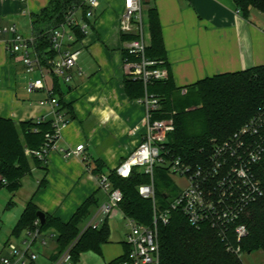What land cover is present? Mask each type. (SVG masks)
<instances>
[{
  "label": "crops",
  "instance_id": "1",
  "mask_svg": "<svg viewBox=\"0 0 264 264\" xmlns=\"http://www.w3.org/2000/svg\"><path fill=\"white\" fill-rule=\"evenodd\" d=\"M50 1L0 0V115L17 122L53 120L55 116L51 105L40 103L49 97V89H54L53 71L42 66L27 72L21 53L10 51L15 36L12 27L15 25L18 33L32 38V16ZM145 3V40L150 45L148 9L155 7L167 50V68L177 86L186 87L218 73L264 65L263 11L252 8L246 18L234 0H145ZM122 9L123 0H99L90 32L81 41L67 45L68 49L80 52L70 71L71 80L65 81L60 76V93L56 95L69 123L57 140L58 149L49 154L42 167H34L22 188L11 195L14 200L27 192L22 199V212L33 198L40 210L68 221L80 205L94 196L96 203L90 208L88 222L90 215L108 199L97 176L116 170L142 140L146 109L139 101L141 97H131L125 88L129 76L126 46L131 34L120 29ZM43 75L48 89L29 92L28 81ZM82 143L86 161L80 156L67 157L63 152ZM30 177H36L37 186L32 185ZM26 186L30 189L25 190ZM125 216L118 208L107 220L112 243L126 242L129 226L124 237L119 233L121 224L127 221ZM11 234L0 232L3 256L9 255L4 246L14 241ZM46 247L39 240L34 245L40 254V264H51L54 260L56 246L52 251ZM124 250L108 252L103 264L119 257ZM79 263L80 260L76 264Z\"/></svg>",
  "mask_w": 264,
  "mask_h": 264
},
{
  "label": "trees",
  "instance_id": "2",
  "mask_svg": "<svg viewBox=\"0 0 264 264\" xmlns=\"http://www.w3.org/2000/svg\"><path fill=\"white\" fill-rule=\"evenodd\" d=\"M238 9L248 18L252 8L264 12V0H234ZM81 0H51L39 14L32 16L33 36L31 46L42 66L52 69L51 60L57 57L51 33L64 21L70 8L79 5ZM148 23L151 43L147 47V56L167 62V50L160 22L155 7L148 9ZM77 41L87 36L76 26ZM131 35L130 38H133ZM126 57L131 55L126 51ZM54 73V72H53ZM54 94L60 93L61 78L54 73ZM127 93L134 98L145 93L142 80L127 76ZM148 90L160 98V108L155 118H173L175 129L168 134L167 147L171 154L193 165L202 163L210 156L215 142H221L238 130L260 109L264 108V65L248 69L218 73L204 77L186 87H179L171 74L166 80L149 84ZM61 103V101L59 100ZM53 120L15 121L0 115V189L7 188L15 195L23 186L24 179L32 174L34 167H42L47 160L36 154H28L27 149L40 150L47 142V133H53ZM264 139V124L261 127ZM256 174L264 189V153L256 166ZM108 177L115 188L123 193L120 203L124 214L150 225L153 222V200L143 197L139 186L149 183L151 178L139 167H135L128 177H123L116 170ZM45 180L40 187L44 185ZM154 186L157 203L165 208L180 193V187L174 182L169 168L155 166ZM14 202L10 200L9 205ZM96 203L94 196L80 205L68 221L59 216L46 213V222L40 224L44 231L53 227L58 232L54 260L68 246L71 248L75 263L81 254L87 251L100 253L102 246L110 240V227L106 222L101 228H86L81 233L80 225L90 214V208ZM40 208L31 198L16 223L11 236L20 237L24 230L35 228ZM248 227L247 235L241 244L246 253L264 252V194L248 209L243 217ZM160 240V264H245L237 254L230 252L225 242L209 226L196 228L186 215L173 209L168 223L158 225ZM231 242H236L230 234ZM125 252L107 264H122Z\"/></svg>",
  "mask_w": 264,
  "mask_h": 264
},
{
  "label": "built area",
  "instance_id": "3",
  "mask_svg": "<svg viewBox=\"0 0 264 264\" xmlns=\"http://www.w3.org/2000/svg\"><path fill=\"white\" fill-rule=\"evenodd\" d=\"M99 7V0H81L80 4L70 8L65 21L52 30L51 39L57 57L51 60L52 71L65 81L71 80V69L75 66L79 51L67 48V45L77 40L75 27L88 34L91 30V19ZM145 0H123L120 17V29L123 33L134 35L127 41V52L131 55L126 61V71L129 76L144 82L145 93L139 99L145 106L143 118L144 133L141 142L131 154L117 167L116 171L123 177H128L135 167H139L151 178L149 183L139 186L140 194L153 200L154 216L150 225L140 223L134 218L126 217L129 226L126 243L129 250L122 264H160V240L158 225L168 223L173 209L182 211L189 222L196 228L209 226L225 242L227 249L243 259L246 253L242 248V240L247 235L248 227L243 221L248 209L264 194L262 182L256 174V166L264 153V139L261 127L264 124V108L260 109L238 130L221 142H215L208 159L193 165L171 154L167 147L168 134L175 129L173 118H155L160 108V98L148 90L150 83L166 80L169 70L162 60L149 58L146 54L148 43L143 30L146 16ZM14 38L10 51L21 53L27 72H33L42 67L32 46V38H26L18 33L16 26L12 27ZM48 89L44 75L28 81V91L34 92ZM49 97L41 100V105L49 104L54 109L53 126L55 131L47 133V142L40 150L27 149L28 154H36L46 159L56 145L62 130L68 125L69 119L60 110V102L53 90L49 89ZM44 120L39 119L38 121ZM135 128L134 130H136ZM85 144H79L73 149L63 150L67 157L80 156L85 161ZM163 165L169 168L173 177L179 176L184 183H178L180 193L169 206L162 208L157 203L154 173L155 166ZM100 187L105 190L108 199L97 207L81 230L86 228H101L120 208L123 193L115 188L108 174L97 176ZM41 220L37 218L35 228L29 230L30 238H21L20 244L8 241L4 249L9 253L3 256L0 250V264H40V254L35 250V243L44 236L40 229ZM232 234L236 242L229 239ZM54 237L55 234L53 233ZM42 245L47 244L46 238L40 239ZM20 245V246H19ZM74 242L66 248L51 264H76L71 251Z\"/></svg>",
  "mask_w": 264,
  "mask_h": 264
},
{
  "label": "rangeland",
  "instance_id": "4",
  "mask_svg": "<svg viewBox=\"0 0 264 264\" xmlns=\"http://www.w3.org/2000/svg\"><path fill=\"white\" fill-rule=\"evenodd\" d=\"M147 24V17L145 16V26ZM32 178V185L37 186V179L36 177H30ZM174 182L178 185V183L183 184L184 180L180 178L179 176L173 177ZM25 190H29L30 188L28 186L25 187ZM11 195L12 192H10L7 188H2L0 189V229L2 233L10 234L12 233L16 223L18 222L20 218V214L22 213V199H24V195L27 196V192L23 191L20 196L14 199V202L9 205V201L11 200ZM25 196V197H26ZM160 205V203H159ZM121 208V207H120ZM122 210V208H121ZM123 211V210H122ZM127 221L123 222L120 226L119 233L121 234L122 237L125 236V232L128 231V225ZM87 224V219H85L81 225L80 228L83 229L85 228ZM26 232H29V230H24L21 234V238H25L24 234ZM44 236H42L40 239L46 238L47 246L46 250L52 251L53 247H57V240H58V232L55 228L53 227H48L44 231ZM55 234L53 237L52 234ZM28 234V233H27ZM1 236V235H0ZM28 239L29 235H26ZM111 236V233H110ZM39 239V241H40ZM14 241L18 244H20V239L19 237L14 236ZM20 246V245H19ZM123 249L124 250V244L122 242H114L112 243L109 241L107 244L102 246V251L100 253L95 252V251H87L82 254V257L80 258V263L79 264H103V261L106 257H108V252L111 251V253L114 252L116 249ZM36 250V249H35ZM7 251V250H6ZM37 251V250H36ZM8 252V251H7ZM125 252V250H124ZM4 255V253L2 254ZM243 260L245 264H264V252L259 250L256 252H253L251 254H245L243 256ZM46 263V261L44 262Z\"/></svg>",
  "mask_w": 264,
  "mask_h": 264
},
{
  "label": "water",
  "instance_id": "5",
  "mask_svg": "<svg viewBox=\"0 0 264 264\" xmlns=\"http://www.w3.org/2000/svg\"><path fill=\"white\" fill-rule=\"evenodd\" d=\"M38 218L41 220V223L44 224L46 222V213L42 210L38 211Z\"/></svg>",
  "mask_w": 264,
  "mask_h": 264
}]
</instances>
